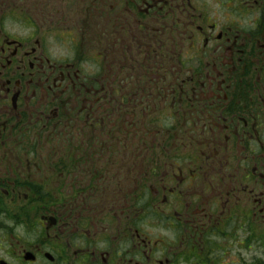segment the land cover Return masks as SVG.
Returning a JSON list of instances; mask_svg holds the SVG:
<instances>
[{"label":"flooded vegetation","instance_id":"1","mask_svg":"<svg viewBox=\"0 0 264 264\" xmlns=\"http://www.w3.org/2000/svg\"><path fill=\"white\" fill-rule=\"evenodd\" d=\"M242 250L264 264V0H0V264Z\"/></svg>","mask_w":264,"mask_h":264},{"label":"rangeland","instance_id":"2","mask_svg":"<svg viewBox=\"0 0 264 264\" xmlns=\"http://www.w3.org/2000/svg\"><path fill=\"white\" fill-rule=\"evenodd\" d=\"M243 248H244L243 250H245L247 248H253L252 243L249 242L247 245H244ZM252 258H253V255H252V251L251 250L243 251L239 255V264H241L242 262L243 263H247V264H251L252 263V261H251Z\"/></svg>","mask_w":264,"mask_h":264}]
</instances>
